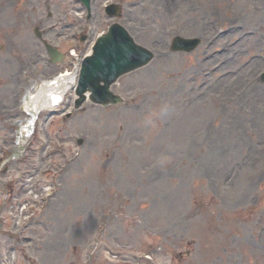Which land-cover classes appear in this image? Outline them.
Masks as SVG:
<instances>
[{"label": "rangeland", "instance_id": "1", "mask_svg": "<svg viewBox=\"0 0 264 264\" xmlns=\"http://www.w3.org/2000/svg\"><path fill=\"white\" fill-rule=\"evenodd\" d=\"M232 1L233 9L222 0H141L137 6L123 0L122 23L135 40L165 54L120 80L114 89L126 98L125 105L88 103L67 123L44 114L25 147L15 148V120L27 116L21 104L24 94L36 78L51 77L57 68L40 61L35 67L39 77L33 76L34 68L24 74L23 65L41 50L27 41L29 24L19 0H0V16L10 9V28L0 27V148L10 149L5 158L0 154V174L7 168L0 176V253L15 229L11 199L21 173L27 172L33 183L22 198L30 215L39 216V226L26 234L34 238V252L28 256L19 249L21 264H149L141 257L146 251L157 264H264V90L246 89V80L264 69V44L250 42L235 58L219 53L234 37L224 28L242 21L238 11L249 12L246 28L258 27L256 41L264 42V2L258 0L257 10L254 0ZM143 3L158 7V13L141 11ZM190 3L204 6L200 15L207 14L213 26L221 22L213 35L201 38L182 23ZM61 6L76 16L69 2ZM231 10L238 19L226 18ZM206 27L212 30L210 23ZM168 30L200 37L201 48L169 55L171 38L160 35ZM219 31L227 40L217 46L208 43ZM208 54L215 57L213 65L203 62ZM249 54L262 58L239 85L214 89L215 77L202 90L193 87L190 102L184 104L181 98L189 92H183L173 108H166L174 83L163 74L174 72L175 83L186 89L196 68L222 61L221 71L234 70L229 78ZM24 148L27 159L13 160L11 152ZM49 182L58 189L52 209L43 216L41 205L32 200Z\"/></svg>", "mask_w": 264, "mask_h": 264}, {"label": "bare ground", "instance_id": "2", "mask_svg": "<svg viewBox=\"0 0 264 264\" xmlns=\"http://www.w3.org/2000/svg\"><path fill=\"white\" fill-rule=\"evenodd\" d=\"M192 4V3H191ZM251 4H255V7L256 9H258L259 5H260V2L258 0H254L253 3ZM198 12L197 9H194V7L191 5L190 8H188L187 10H185L184 12V16L187 18L186 20H184L182 23H185L189 26H186L191 32H198V31H201L202 33L204 34H207L206 30L205 29H202V24L201 21L199 23L195 22V20H193V16ZM10 14V9L7 7L6 8V12L3 14L4 17L0 16V27H4V26H7L8 28L10 27L9 26V21H8V16ZM162 35V33L160 34ZM256 38H251L249 39L248 41H245L241 44L240 48L242 49L248 42L250 41H253L254 44L257 43V41L255 40ZM262 41H259L258 44H261ZM258 61L259 60H256L254 61V63L252 64V66H250V68H247L245 71H243L241 73L240 76H238L237 78H234V79H231L229 82H228V79H226L223 83L224 86H226L227 83H230L232 85H236L240 82V80L242 78H246V76H248L252 70L255 68V66L258 64ZM198 66V65H196ZM169 75H167L168 77L171 78V80L173 81L174 83V94H178L180 93L182 90H183V86L180 84V83H175L177 81V77L174 76V74H171V73H168ZM69 79H73L74 80V76H71L69 77ZM169 81V80H167ZM176 86H179V87H176ZM222 86V85H221ZM213 87L214 89H220V87ZM33 102H35V104H37L39 107H42L43 106V100L41 97V91L39 89L36 90L35 94L33 93ZM32 103V102H31ZM33 104V103H32ZM29 106V105H28Z\"/></svg>", "mask_w": 264, "mask_h": 264}, {"label": "water", "instance_id": "3", "mask_svg": "<svg viewBox=\"0 0 264 264\" xmlns=\"http://www.w3.org/2000/svg\"><path fill=\"white\" fill-rule=\"evenodd\" d=\"M186 43H188V42H186Z\"/></svg>", "mask_w": 264, "mask_h": 264}]
</instances>
